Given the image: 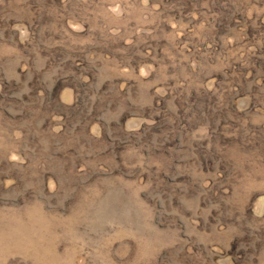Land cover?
<instances>
[{"label": "rangeland", "instance_id": "1", "mask_svg": "<svg viewBox=\"0 0 264 264\" xmlns=\"http://www.w3.org/2000/svg\"><path fill=\"white\" fill-rule=\"evenodd\" d=\"M0 264H264V0H0Z\"/></svg>", "mask_w": 264, "mask_h": 264}]
</instances>
